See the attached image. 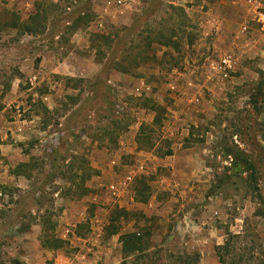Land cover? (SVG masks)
<instances>
[{"label":"rangeland","instance_id":"rangeland-1","mask_svg":"<svg viewBox=\"0 0 264 264\" xmlns=\"http://www.w3.org/2000/svg\"><path fill=\"white\" fill-rule=\"evenodd\" d=\"M259 13L264 0H0L17 150L0 168L15 178H0V264H264Z\"/></svg>","mask_w":264,"mask_h":264},{"label":"crops","instance_id":"crops-1","mask_svg":"<svg viewBox=\"0 0 264 264\" xmlns=\"http://www.w3.org/2000/svg\"><path fill=\"white\" fill-rule=\"evenodd\" d=\"M51 71H54L56 73H69V69H68V66L65 65L64 63L63 64H59L58 66L55 67V70H51ZM47 95V94H46ZM47 97V96H46ZM3 110H0V168L3 167L4 169L9 167L11 165V161L7 160V163L4 161V156H5V160L6 158H10L12 159V154L11 153H8L10 151L16 153L17 150H16V147H15V144H12L8 139L7 137L10 135L9 133H7V130L5 128V124H6V119L5 117H3ZM18 136V135H17ZM22 161H26L25 158H20ZM19 159V160H20ZM3 162V164H2ZM0 178H3V179H6L4 180V183H8L9 181H11V179H15L14 176L10 177L8 176V174H1L0 173ZM41 231V225L40 223H35L32 224L29 228L25 229L23 231L24 235L26 237H28L31 242L33 240V244L37 245V246H41L39 244V241H38V236H39V233ZM53 252V250H52ZM57 259L60 258V256L58 254L54 255ZM24 259H26V256H23ZM35 258H39V255H37V252L36 254L33 256V258H31L30 255L27 256V259H30V261L33 259V260H36ZM55 258V259H56ZM54 259V260H55Z\"/></svg>","mask_w":264,"mask_h":264},{"label":"trees","instance_id":"trees-1","mask_svg":"<svg viewBox=\"0 0 264 264\" xmlns=\"http://www.w3.org/2000/svg\"><path fill=\"white\" fill-rule=\"evenodd\" d=\"M158 109V108H157ZM155 109V115L153 117V121H152V124L154 125H157V124H160L161 123V116H160V113H159V110ZM138 238H136L135 234H124V235H121V241L123 243V249H129L130 251H132L133 249H136L137 248V244L139 242H137ZM130 241V245L127 246V241ZM51 247V246H50ZM222 259V258H220Z\"/></svg>","mask_w":264,"mask_h":264},{"label":"built area","instance_id":"built-area-1","mask_svg":"<svg viewBox=\"0 0 264 264\" xmlns=\"http://www.w3.org/2000/svg\"><path fill=\"white\" fill-rule=\"evenodd\" d=\"M258 16L261 20H264V14L259 13ZM233 64V58L230 54L224 55L220 58V64L219 67H221L223 70L227 68H231Z\"/></svg>","mask_w":264,"mask_h":264}]
</instances>
